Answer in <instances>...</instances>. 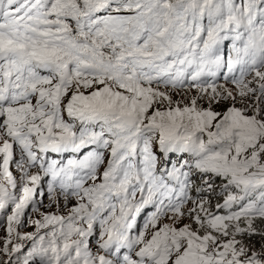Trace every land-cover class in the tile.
<instances>
[{"label": "snow or ice", "instance_id": "snow-or-ice-1", "mask_svg": "<svg viewBox=\"0 0 264 264\" xmlns=\"http://www.w3.org/2000/svg\"><path fill=\"white\" fill-rule=\"evenodd\" d=\"M0 230V264H264V0H0Z\"/></svg>", "mask_w": 264, "mask_h": 264}, {"label": "rangeland", "instance_id": "rangeland-1", "mask_svg": "<svg viewBox=\"0 0 264 264\" xmlns=\"http://www.w3.org/2000/svg\"><path fill=\"white\" fill-rule=\"evenodd\" d=\"M28 230H29V231H31L32 229H31V228H29ZM0 235H3V232H2V230H0Z\"/></svg>", "mask_w": 264, "mask_h": 264}]
</instances>
